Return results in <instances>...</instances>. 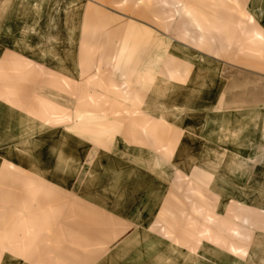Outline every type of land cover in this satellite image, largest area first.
Segmentation results:
<instances>
[{"label": "rangeland", "instance_id": "1", "mask_svg": "<svg viewBox=\"0 0 264 264\" xmlns=\"http://www.w3.org/2000/svg\"><path fill=\"white\" fill-rule=\"evenodd\" d=\"M106 2L101 11L115 20L87 19L77 22L76 30L57 21L56 59L67 60L71 51L72 59L85 63L87 94L80 95L74 83L70 100H55L56 94H45L44 88L39 94L41 115L46 117L39 128L46 127L47 115L56 116L53 125L61 138L65 122L77 125L67 129L68 137L59 139L61 146L65 140L71 147L80 145L72 143L81 135L91 142L99 140L92 142L93 154L85 155L93 161L98 153L101 165L93 173L82 171L74 180L56 174L49 185L28 159L17 166L5 151L8 158L0 163V264H218L204 252L209 235L230 237L233 242L253 236L264 224V143L257 150H246L242 180L229 176L223 181L224 175L218 179L222 171L217 165L213 177L207 164L189 174L170 166L167 172L143 171L109 155L112 133L107 124L96 127L88 120L81 125L76 119L86 117L80 112L85 107L93 114L98 109L104 120L139 115L148 89L170 82L211 88L214 94L209 100H222L223 108L258 105L264 118V0ZM90 12L98 17L93 15L96 9ZM64 32L71 36H60ZM43 45L47 39L41 34L40 48L45 51ZM39 59L46 60L47 53ZM188 60L197 63L188 67ZM211 61L220 63L217 74ZM187 75L194 78L189 81ZM51 76L40 70L41 81ZM56 77L57 85L66 87L63 77ZM97 89L109 100L92 98L90 92ZM47 95L50 102L42 99ZM206 101H197V108ZM52 103L55 112L54 107L49 110ZM255 185L263 191L262 198L253 192ZM238 188L240 194L252 189L251 194L240 195ZM214 210L230 218L227 223L217 216L215 234L208 226ZM232 244L225 248L230 251ZM244 254L241 249L240 257Z\"/></svg>", "mask_w": 264, "mask_h": 264}, {"label": "crops", "instance_id": "2", "mask_svg": "<svg viewBox=\"0 0 264 264\" xmlns=\"http://www.w3.org/2000/svg\"><path fill=\"white\" fill-rule=\"evenodd\" d=\"M106 1L0 0V163L8 158L4 154L5 151L9 152L11 158L13 155L17 166H22L26 158L43 172L38 176L49 185L55 182L56 174L65 176L66 180H74L77 179V175L80 177L82 171L93 173L98 170V166L101 165V160L96 157L98 153L91 157L93 161L86 155L93 150V143H98L99 140L92 143L89 136L75 134L79 140H75L72 145L78 143L80 145L71 147L65 140V145L61 146L62 142L59 139L68 137L66 132L70 130V126L77 125L65 122L66 126L63 127L65 135L62 134L61 138V133L59 132V135L53 125L56 122L55 115H47V121L43 122L46 127L39 128L41 121L46 118L41 115L39 94L44 88L43 93L51 92L56 94L55 100L66 101L71 97L68 92H72V83L77 89L79 87L80 95L87 94L88 85L85 80L89 78L87 75L89 71L86 70L84 73L85 63L72 59L71 51L67 60L56 59L57 21L76 30L77 22L87 19L103 20L105 16L107 19L115 20L112 15L103 14L101 11L100 6H104ZM89 9H96L97 12L93 15L98 17H92V13H88ZM67 30L71 31L70 27ZM41 34L47 39L46 47L43 45L45 51L40 48ZM60 36L71 34L64 32ZM42 52L47 53L46 60L39 59ZM185 63L188 67H194L197 62L188 60ZM210 63L214 64L217 74L221 68L220 63L216 61ZM41 69L47 70V73L54 77L41 81ZM56 76H59L60 80L63 77L67 82L66 87L57 85ZM187 77L189 81L194 78L192 75ZM201 90L200 87L195 89L193 86L185 87L171 82L166 85L158 84L146 92L139 115L126 114L122 115V119L114 117L104 120V115L99 114L98 109L93 114L88 113L85 107L80 112H85L83 115L86 117L76 120L81 125L86 124L88 120L94 121L96 127L107 124V131L112 133L108 149L111 154L110 152L108 154L125 164L144 168L143 171L158 169L167 172V166H170L177 172L189 174L199 164H207L213 177L217 165L222 171L218 173V179L224 175L223 181L229 176L236 181L242 180L244 178L240 175L243 173L242 167L245 165L248 150L263 147V109L258 105L243 109L223 108L222 100H209L214 94L210 91L211 88L209 91H206V88ZM94 91V93L89 91L95 96L92 98L109 100L107 97L106 99L101 97L104 95L102 91L98 89ZM62 95L64 99L61 98ZM203 98L207 101L198 109L197 101ZM42 99L51 101L48 95ZM110 100L115 101L114 98ZM55 106L54 104L52 107L49 106V110L54 107L51 112H55ZM142 123H146V126L140 129ZM132 135L136 138L133 139ZM100 144L102 143L98 145ZM89 145L91 147L87 149ZM255 154L257 155V152ZM239 184L243 186L244 183ZM251 190L244 189L241 194L248 196ZM253 192L257 193V197H263V191L257 185ZM256 207L263 210V207ZM217 216L218 219L230 223L227 215L217 214L214 210L212 219L208 221L209 232L213 230V234ZM257 228L253 231V236L239 237L233 242L230 237L209 235L207 251H204L209 261L218 260L222 262L221 264H264V224H259ZM231 243L234 247L229 251L225 245ZM243 245L245 249L241 248ZM241 249L245 252V258L239 255Z\"/></svg>", "mask_w": 264, "mask_h": 264}]
</instances>
